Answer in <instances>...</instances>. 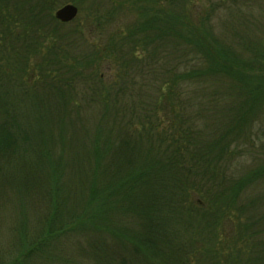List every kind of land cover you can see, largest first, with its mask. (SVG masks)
<instances>
[{
	"label": "trees",
	"instance_id": "16d2710c",
	"mask_svg": "<svg viewBox=\"0 0 264 264\" xmlns=\"http://www.w3.org/2000/svg\"><path fill=\"white\" fill-rule=\"evenodd\" d=\"M146 1L96 47L0 0V264H264V0Z\"/></svg>",
	"mask_w": 264,
	"mask_h": 264
},
{
	"label": "rangeland",
	"instance_id": "374dc122",
	"mask_svg": "<svg viewBox=\"0 0 264 264\" xmlns=\"http://www.w3.org/2000/svg\"><path fill=\"white\" fill-rule=\"evenodd\" d=\"M39 0H15V2L19 3V5H22V8H20V11L23 12L26 16V10L30 5H34ZM61 3H58L55 7H52L53 10V16L54 12L59 9L60 7L66 5V4H73L77 7V15L76 17L67 23H61L57 21V24L55 28L57 29L56 35H62V34H69L71 31L74 30V28H77L76 35L81 33L82 35L85 34V37L91 41L93 44L96 45V47H104L107 44V41L109 38L115 34H119L122 32L126 27L131 26L133 21L135 20V14L133 11H130V4H123V0H75V2H72V0H59ZM146 4L148 6H152V3H148L145 0ZM49 9V8H48ZM110 13L109 17L107 18V14ZM217 23V22H216ZM31 26L27 27V29L24 32H20L19 35H24L30 33ZM124 33V32H123ZM38 35V32H37ZM53 36H55V33H53ZM60 43L65 44V42H62L59 38H53L50 35L47 36V38L44 39L43 45L44 47H53L55 45H59ZM18 44H22V41H20ZM18 46V45H17ZM44 47L40 50V54L43 53ZM57 48L49 54L51 58L57 54L58 46ZM25 47H21V49H24ZM73 50V47H71ZM72 50L70 52L72 53ZM85 52V48L82 46L81 48L77 47V53L82 54V52ZM41 55H37L36 59L39 60ZM34 62L31 64L33 65ZM107 64V63H105ZM108 65H102L100 66L101 71L106 72V68ZM36 68V67H35ZM33 68V69H35ZM36 70V69H35ZM35 75L32 76H36ZM110 74V73H108ZM113 74V73H112ZM157 75L154 76V78L151 80L150 84L157 85L159 82L157 80ZM104 87L107 85V81L103 83ZM79 85V84H78ZM82 90V87L80 88V91ZM72 93V92H71ZM81 93V92H80ZM96 112H92L90 121L86 122V128L76 130L75 135L81 137L86 133V137H89L91 135V132L94 127V122L92 120L95 119ZM87 131V132H86ZM90 138V137H89ZM80 146H76L75 151H79ZM74 153H70V157H73ZM73 161L69 159H65L63 161V169L65 171V180L68 182V180H75L76 175H74V166L72 165ZM76 157H75V163ZM9 214V213H8ZM7 215V213H6ZM8 216V215H7Z\"/></svg>",
	"mask_w": 264,
	"mask_h": 264
},
{
	"label": "water",
	"instance_id": "95a60500",
	"mask_svg": "<svg viewBox=\"0 0 264 264\" xmlns=\"http://www.w3.org/2000/svg\"><path fill=\"white\" fill-rule=\"evenodd\" d=\"M77 12L78 10L75 5L66 4L54 12V18L61 23H67L76 17Z\"/></svg>",
	"mask_w": 264,
	"mask_h": 264
}]
</instances>
